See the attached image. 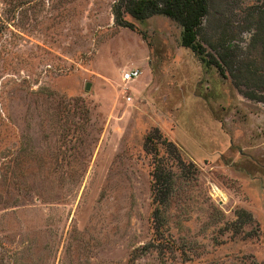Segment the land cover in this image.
Returning a JSON list of instances; mask_svg holds the SVG:
<instances>
[{
	"label": "rangeland",
	"instance_id": "rangeland-1",
	"mask_svg": "<svg viewBox=\"0 0 264 264\" xmlns=\"http://www.w3.org/2000/svg\"><path fill=\"white\" fill-rule=\"evenodd\" d=\"M116 1L0 0V264H264V102ZM263 9L210 0L199 40L254 58Z\"/></svg>",
	"mask_w": 264,
	"mask_h": 264
},
{
	"label": "trees",
	"instance_id": "trees-1",
	"mask_svg": "<svg viewBox=\"0 0 264 264\" xmlns=\"http://www.w3.org/2000/svg\"><path fill=\"white\" fill-rule=\"evenodd\" d=\"M210 0H117L114 4L115 22L119 26L133 27V24L125 18L130 14L137 20H144L153 15H164L171 18L182 27L181 46L191 49L209 67L215 66L220 75L230 76L235 88L252 100L264 102V9L259 14L258 32L255 43L260 46L257 56L249 58V55L239 59L240 53H232L228 47L225 51L215 55L209 52L199 40L203 20L209 12ZM162 139L161 143L170 148V153L180 165H186L177 144L167 138L158 128L150 133L145 140V149L153 151L150 146L154 138ZM189 165H194L190 162ZM154 185V201L157 204L156 213L168 200L171 189V172L164 175V168L156 164L152 172ZM244 212V210H243Z\"/></svg>",
	"mask_w": 264,
	"mask_h": 264
},
{
	"label": "built area",
	"instance_id": "built-area-1",
	"mask_svg": "<svg viewBox=\"0 0 264 264\" xmlns=\"http://www.w3.org/2000/svg\"><path fill=\"white\" fill-rule=\"evenodd\" d=\"M141 74H142V71L139 70L138 68L129 69L123 73L122 78L124 81H133L134 79L138 78Z\"/></svg>",
	"mask_w": 264,
	"mask_h": 264
},
{
	"label": "water",
	"instance_id": "water-1",
	"mask_svg": "<svg viewBox=\"0 0 264 264\" xmlns=\"http://www.w3.org/2000/svg\"><path fill=\"white\" fill-rule=\"evenodd\" d=\"M90 83L88 82L87 85H86V89H89L90 88Z\"/></svg>",
	"mask_w": 264,
	"mask_h": 264
}]
</instances>
